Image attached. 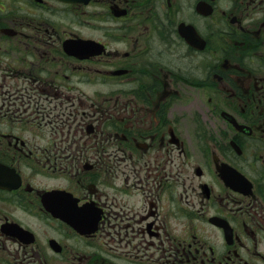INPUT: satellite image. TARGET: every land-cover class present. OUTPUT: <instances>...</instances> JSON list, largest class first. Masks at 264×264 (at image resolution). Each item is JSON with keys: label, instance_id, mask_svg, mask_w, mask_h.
Segmentation results:
<instances>
[{"label": "flooded vegetation", "instance_id": "flooded-vegetation-1", "mask_svg": "<svg viewBox=\"0 0 264 264\" xmlns=\"http://www.w3.org/2000/svg\"><path fill=\"white\" fill-rule=\"evenodd\" d=\"M0 264H264V0H0Z\"/></svg>", "mask_w": 264, "mask_h": 264}]
</instances>
